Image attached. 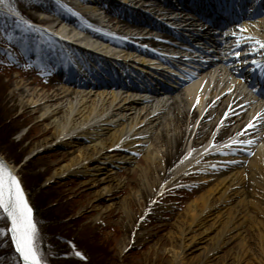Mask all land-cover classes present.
<instances>
[{"label": "bare ground", "instance_id": "1", "mask_svg": "<svg viewBox=\"0 0 264 264\" xmlns=\"http://www.w3.org/2000/svg\"><path fill=\"white\" fill-rule=\"evenodd\" d=\"M165 1L169 6L168 0ZM239 1L235 5L219 6H210L199 0L183 1L185 7L212 23L225 22L230 16L240 17L233 21L234 31L229 38L214 42L215 57L207 52L201 62L191 61L196 69L187 70L186 75L178 72V77L171 75L174 77L173 91L164 85L142 88L136 83L124 82L122 78L130 82L143 80V76L131 72L123 64L113 65L115 62L110 59L115 55L113 49L123 46L124 59L135 56L145 70L154 67L159 60L165 64H171V59L179 64L188 60L186 53L181 54L185 51L182 44H176L174 40L180 38L184 44H192L172 31L189 33L193 30L191 36L196 39L201 32H205L203 35L211 33V26L201 23L197 36L199 26L188 14H183L171 19L183 22L189 29H167L163 25V21H167L163 14L170 10L159 8L161 4L140 0L142 8L139 10L115 0H79V4L86 5V8L79 10L67 2L71 10L68 13L62 6L56 8L52 2L50 5L48 0L35 2L33 7L45 12L43 14H51H42L37 25H43L46 40L36 44V36L31 30L18 36L27 55L36 58L39 64L49 61L60 71L58 76L53 75L55 70L52 71V77L43 83L46 87H34L33 80L25 79L16 85L23 113L38 115L34 126L45 125L37 136L40 142L35 149L57 146L71 151V154H52V157L59 158L54 164L52 178H86V184L99 188L96 193L89 192L88 196L94 199L93 204L101 203L105 197L115 194L116 186L112 181L114 175L122 172H116V168L132 164L142 154L146 166L138 169L142 183L135 198H144L146 207L132 216L125 208L129 218L128 236L144 220L151 222L146 199H150L155 188H161L160 181L169 178V182L174 177L197 174L199 181L206 180L212 185L207 194L200 195L190 204L188 213L177 224L176 236L181 241L179 247L184 259H189L208 237L216 235L217 245L203 253V258L210 259L226 244L245 239L244 228L254 222V214L264 217V100L253 99L251 91L243 84L242 74L247 76L248 64L240 60L231 65L226 53L238 52L240 57L242 46L246 45L256 50V58H264V49L256 44V41H264V13H260L264 0ZM45 2L49 7L43 5ZM7 3L8 0H0V6L20 13ZM241 7H244L242 13ZM156 16L164 20L160 22ZM78 17L99 24L126 40L92 31L79 23ZM30 24L26 23V28H30ZM62 36L78 43H68L67 46L72 48L70 51L80 54L77 59L86 66L84 73L75 71H82V66L73 56L61 53L63 47L67 49L63 43L66 39L62 40ZM232 40L236 47L227 46ZM147 46L158 47L164 53L173 50L171 53L176 58L162 57L163 54L151 51ZM93 50L95 53L90 54ZM105 51L108 52L106 55L100 53ZM101 54L104 56L100 57ZM260 64L261 61L253 68L258 72V78L264 81V69L259 67ZM37 70L41 72L42 69ZM86 72L95 83L87 81ZM250 124L252 127H247ZM178 160L173 172L170 171ZM0 162H4L18 178L30 204L18 170L1 152ZM127 180V186L135 184L133 172L127 174ZM245 186L249 190H245ZM125 191L123 188L122 192ZM109 212L113 213L114 208ZM135 234L132 235L134 239ZM139 240L146 239L144 235L131 239L133 242ZM12 247L14 249L13 243ZM15 254L23 264L20 254Z\"/></svg>", "mask_w": 264, "mask_h": 264}, {"label": "rangeland", "instance_id": "2", "mask_svg": "<svg viewBox=\"0 0 264 264\" xmlns=\"http://www.w3.org/2000/svg\"><path fill=\"white\" fill-rule=\"evenodd\" d=\"M41 1L44 0H8V7L12 6L36 23L26 28L27 25L24 22L13 19V24L5 21L0 28V115L2 119L11 117L13 129L11 140L14 145L16 144L11 146L14 149L10 153L13 159L8 157L10 154L2 143V139H0V152L18 170L30 202L36 201L37 195L41 194L46 203H50L49 206H54L58 224L51 230L56 233L55 239L62 247L61 255L75 258L80 263L88 261L90 264H264V217L257 213L253 217L254 222L244 228L245 239H236L219 249L210 259H205L203 253L217 245L218 237L211 235L190 255L189 259L183 258L179 247L181 241L176 236L177 224L188 213L190 204L200 195L207 194L212 186L206 180L199 181L197 174L189 177L186 175L174 177L169 182V178L166 181H160L161 188H155L150 199H146L149 202L147 205H149L151 222L144 220L130 236H128L129 218L125 208L132 216L146 207L144 198L140 200L135 198V193L142 183L138 169L146 166L142 154L136 157L132 164L122 165L115 170L116 172L124 171L127 174L133 172L135 184L127 186V174L121 172L122 174L114 175L115 180L112 181V185L116 186L115 194L105 197L101 203L93 204L94 199L88 196L89 192L96 193L99 188L86 184L88 181L86 178L51 177L55 169L54 164L59 160L57 157H52V154L54 152L71 154V151L67 147L57 146L35 149L40 142L37 136L45 125L34 126L38 115L31 116L28 112L23 113L20 105L21 98L16 89L21 79L33 80L34 87H46L43 83L49 76L44 71L45 68L39 69L41 72H38L34 66L35 63L28 61L26 54L11 47L19 43L20 33H27L30 30L36 38L45 37V32L37 25L41 16L51 14H43L45 12L39 11L32 5ZM48 1L50 5L52 2L56 8L62 6L68 13L71 10L67 2L73 3L79 10L86 8V5L79 4V0ZM150 2L155 1L150 0ZM132 3L135 5L136 0H132ZM43 5L48 4L45 2ZM4 9H6L4 5L0 6V10ZM20 74L22 78L19 77ZM41 76H43L42 80H40ZM215 134L216 131L213 138ZM16 160L20 162L17 164ZM179 160L170 171L173 172ZM123 188H126L125 192H122ZM244 188L249 190L248 186ZM37 204L41 207V203ZM111 208H114L113 213L109 212ZM3 217L6 219L1 212L0 218ZM44 230L47 232V229ZM40 233V229L37 228L38 237ZM134 233H136L135 239L139 235H144L146 240L131 241V239L135 240L132 238ZM7 235L6 227L0 226V264H20L16 254L7 253L9 248ZM49 237H51L50 233L47 235V241ZM36 243L39 247L38 238ZM184 244H187V240ZM53 245L51 242L47 244L49 253L41 252L45 256H50V252L57 251L56 247L52 248ZM77 252L81 255H76Z\"/></svg>", "mask_w": 264, "mask_h": 264}, {"label": "snow or ice", "instance_id": "3", "mask_svg": "<svg viewBox=\"0 0 264 264\" xmlns=\"http://www.w3.org/2000/svg\"><path fill=\"white\" fill-rule=\"evenodd\" d=\"M256 44L260 49H264V41H256ZM233 54L240 55L238 52ZM259 67L264 69V62ZM243 143H249V141H243ZM0 209L10 221L11 239L16 251L23 259V264H46L36 243L38 234L33 209L20 181L2 162H0ZM76 255L81 253L77 252Z\"/></svg>", "mask_w": 264, "mask_h": 264}, {"label": "trees", "instance_id": "4", "mask_svg": "<svg viewBox=\"0 0 264 264\" xmlns=\"http://www.w3.org/2000/svg\"><path fill=\"white\" fill-rule=\"evenodd\" d=\"M12 20H13V18L11 16L0 11V28L2 27V24L5 21L7 23L13 24ZM6 28H8V27H6ZM11 123H12L11 117H8L6 119H2L1 115H0V139H2V143L6 146V150L9 154L14 151V149L12 147L16 145V144L14 145V143L11 140L12 135H13V129L11 128ZM8 157H10V159H11L12 158L11 154L8 155ZM16 162L18 164L20 162V160H16ZM40 197H42V199H39ZM36 201H37V203H41V207H40V205L35 203ZM36 201H33L31 203V205H32V208L34 211V220L36 222V226L41 231V233L39 234V237H38V243H39L38 248H40L39 249L40 252L42 251L45 253H49V251L47 250V244H49V242H51L52 245L54 244L52 248L55 249V247H56V249H57V251L50 252V254H51L50 256H45L41 252V255H42L43 259L46 261V263H48V264H90L88 261L86 263H84V262L80 263L75 258H69L65 255H61L60 252L63 251L62 247L60 246L59 241L57 243V239H55L56 233H54L53 230H51L53 226H56L58 224L57 223L58 219L55 217V213H54L55 208H54V206H49L50 203H46V201L44 200V198L41 194H40V196L37 195ZM0 215H1V211H0ZM0 226L6 227V229L8 227V222L6 219H4V217L0 218ZM44 229H47V232H45ZM48 233H50L51 237H49V239L47 241ZM6 240L9 243V248L7 249V253L9 255H15V252L13 250L9 235L6 236ZM55 261H57L58 263Z\"/></svg>", "mask_w": 264, "mask_h": 264}, {"label": "water", "instance_id": "5", "mask_svg": "<svg viewBox=\"0 0 264 264\" xmlns=\"http://www.w3.org/2000/svg\"><path fill=\"white\" fill-rule=\"evenodd\" d=\"M4 163V162H3ZM2 210V209H1ZM2 212H3V210H2ZM3 214L5 215V213L3 212ZM5 217H6V215H5ZM9 221V220H8ZM9 229H10V221H9V227H8V231H9ZM9 233H10V231H9ZM10 236H11V233H10ZM11 241H12V239H11ZM12 243H13V241H12ZM13 246H14V250H15V252H17L16 251V247H15V244L13 243Z\"/></svg>", "mask_w": 264, "mask_h": 264}]
</instances>
